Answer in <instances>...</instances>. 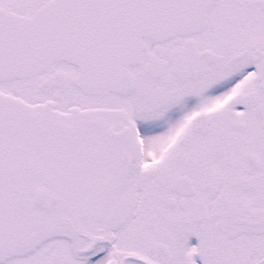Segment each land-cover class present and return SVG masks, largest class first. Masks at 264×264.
Listing matches in <instances>:
<instances>
[{
  "label": "snow or ice",
  "instance_id": "snow-or-ice-1",
  "mask_svg": "<svg viewBox=\"0 0 264 264\" xmlns=\"http://www.w3.org/2000/svg\"><path fill=\"white\" fill-rule=\"evenodd\" d=\"M0 264H264V0H0Z\"/></svg>",
  "mask_w": 264,
  "mask_h": 264
}]
</instances>
